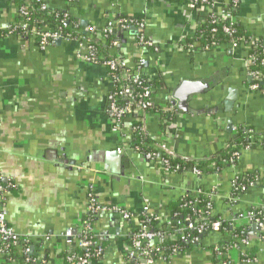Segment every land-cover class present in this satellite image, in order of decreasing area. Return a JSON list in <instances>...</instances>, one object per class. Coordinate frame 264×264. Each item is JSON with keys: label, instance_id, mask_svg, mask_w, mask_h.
Listing matches in <instances>:
<instances>
[{"label": "crops", "instance_id": "0c3cea01", "mask_svg": "<svg viewBox=\"0 0 264 264\" xmlns=\"http://www.w3.org/2000/svg\"><path fill=\"white\" fill-rule=\"evenodd\" d=\"M44 1L78 20L80 32L104 49L102 59L119 57L131 71L144 60L142 73L156 88L155 107L170 104L177 112L174 123L180 136L164 141L168 154L195 161L212 158L236 137L238 126L250 127L264 139V96L249 89L246 48L233 52L220 47L196 55L180 49V41L192 35L193 27L185 0ZM26 2L0 0V29L17 22L19 4ZM120 15L142 20L146 38L158 52L142 54L129 33L118 36L113 47L101 34L85 32L88 26L100 31L106 20ZM235 21L264 45V0H242ZM81 54L85 52L76 42H55L43 50L32 38H0V180L14 184L5 194L6 223L19 236L33 238L35 264H64L60 254L65 242L55 238L68 229L76 235L82 232L90 188L102 205L139 212L147 204L161 223L170 220L171 205L183 196L213 190V215L235 221L234 228L244 232L248 244L216 260L213 250L228 243L230 235L211 233L198 246L157 264H264V228L253 230L255 225L242 217L264 207V147L253 144L217 172L210 167L195 176L162 170L132 149L133 118L113 128L106 114V67L82 61ZM222 71L221 82L186 106L171 103L181 81L209 80ZM229 88L237 91V99L226 111ZM143 120L145 137L156 149L163 142L158 114L149 112ZM236 174L257 177L260 184L231 202ZM92 225L94 241L99 247L103 244L102 258L93 264H125L129 224L117 213L101 212ZM242 256L249 261L243 262Z\"/></svg>", "mask_w": 264, "mask_h": 264}, {"label": "built area", "instance_id": "2783aa9c", "mask_svg": "<svg viewBox=\"0 0 264 264\" xmlns=\"http://www.w3.org/2000/svg\"><path fill=\"white\" fill-rule=\"evenodd\" d=\"M73 2L74 0H70ZM227 0H185V6L188 14V19L192 20V35L195 33L196 28L202 20L199 18L207 19L213 23L229 22L235 23L236 15H233L226 5ZM242 0H233L231 3L233 6L240 7ZM197 6H201L197 8ZM34 11H37V15L42 16L39 19L40 24L33 25L35 22ZM50 8L44 0H27L18 9L17 22L6 25L1 28V32H5V38L11 36H18L21 39H34L41 49L45 50L50 45L61 40L64 42H76L84 50V55H79V58L87 63H97L96 51L94 45L96 44L89 36L81 37L80 39H74L68 32H61L60 28L49 24L45 16L49 13ZM36 16V15H35ZM69 16V13L65 12V17ZM199 17V18H198ZM45 21V22H44ZM67 21V18L64 22ZM69 27L73 31H80L78 25L64 23L63 28ZM145 24L142 20L137 18H129L128 20L119 18H109L103 24L100 31H97L92 26H88L85 32L90 35L101 34L103 38L113 36L117 38L120 34L129 33L134 38V44L139 48L142 54L147 52L157 53L159 47L150 42L144 33ZM215 32V31H214ZM223 32L227 35L234 33L230 27H224ZM191 35V36H192ZM187 37V36H186ZM186 37L180 41L178 47L184 52L190 55L201 54L204 52L214 51L220 48L216 43L205 47L204 49L194 48L192 45L186 43ZM237 40H232L226 47L230 51H235L240 47H244L247 50L245 70L247 75L251 78L252 84L249 85V89L252 92H258L264 96V76L258 70H252L258 59H260V65L264 66V45L259 38L251 37L242 45L237 44ZM118 44V40L111 43V46L115 47ZM260 47L261 53H256L255 50ZM102 64L106 67L108 74L109 93L107 95V109L106 114L110 120L113 128H118L126 119L133 118V124L131 125L132 134L138 133L142 137H145L143 129V119L149 112H156L159 117V122L164 126L162 129L163 142L156 147L155 153L142 154L148 161H154L162 170L170 173L178 172V169L171 170L168 161L164 156L170 155L172 158H178L166 152V143L164 141L175 140L180 136L178 128L175 122L176 111L172 105H166L156 108L153 103V95L156 92V88L153 86V82L146 75L142 73V66L144 60L141 58L136 64L134 71H131L126 66V62L116 56H108L102 59ZM118 71V72H116ZM259 82V83H258ZM162 114H171L169 118L162 117ZM135 124V125H134ZM251 146L255 141L250 139ZM232 145V142L230 143ZM228 144V146H231ZM227 146V147H228ZM250 148V147H249ZM248 148V149H249ZM138 147H134L136 151ZM247 149V150H248ZM116 151L120 154L121 149L117 148ZM236 158L239 154H235ZM182 158V157H179ZM216 172L219 171L215 165H211ZM185 171H190L195 176L202 174V171L197 169L196 166H191ZM242 177L241 174H236L231 183V194L229 199L231 202H235L241 193L245 192L249 187L260 184L259 179L256 178L248 186L240 184L238 181ZM14 184L9 182L6 187L0 185V264H35L36 259L32 257L33 252V238L27 236H19L16 234L6 223V211L4 205V199L6 191L9 188H13ZM204 194L207 196L210 202L211 197L214 195V191L210 190L203 193L201 190L196 195ZM190 196V195H187ZM193 210H195L199 216L194 223L189 218L184 219V224H179L177 220H166L165 222H159L158 217L154 216L149 210V206L145 204L139 212L129 211L120 205H102L93 193V189L90 188L87 194L86 201V220L83 224V229L78 237L72 229H68L59 234L55 239L65 242L63 252L68 264H90V260L94 256L103 255V249L97 246L94 238L97 237L95 230L91 222L97 214L101 212L117 213L119 216L129 224V229L132 228L133 223H138V217L142 216L143 221L140 222L137 231L131 234V246L126 247L125 261L130 264L140 263L145 261V264H157L167 259H172L174 256L179 255L178 250H173L169 256H164V251L160 247L164 241H185L187 236L185 231H196L198 235H208L211 233L221 232L222 224L219 221L210 222V219L214 216L213 209L210 205H207L206 211L196 208V202L193 203ZM240 217V216H239ZM242 217L248 222L254 224L256 227L264 228V207L254 208L253 211H247ZM237 219L234 218V220ZM152 220L158 223L156 228H152L150 225ZM233 220V221H234ZM235 223V221H234ZM234 223L231 226L234 228ZM237 229V228H236ZM128 232H130L128 230ZM230 235V241L232 243L228 250L239 251L242 246L248 244L245 237L237 238ZM46 239V238H45ZM74 242L75 244H72ZM199 238L193 237L191 243L197 244ZM78 249L84 250L83 254H78ZM219 248H215L217 251V259H223L225 253L218 252ZM16 251L17 258L11 257L12 251ZM227 250V251H228ZM226 251V252H227ZM241 251V250H240ZM157 256V257H156ZM243 262H248L249 259L246 256H242Z\"/></svg>", "mask_w": 264, "mask_h": 264}, {"label": "trees", "instance_id": "16d2710c", "mask_svg": "<svg viewBox=\"0 0 264 264\" xmlns=\"http://www.w3.org/2000/svg\"><path fill=\"white\" fill-rule=\"evenodd\" d=\"M74 1H77V0H74ZM232 1L233 0H227V2H226L227 8H229L230 12L233 15H237L239 7L233 6L231 3ZM21 6H22V4L20 3L19 7H21ZM200 7L201 6H197V8H200ZM65 12H66V10L50 9L47 16H45V19L49 24H52L53 26H56V27L58 26L60 28L61 32L70 33L74 39H80L81 37H86L87 35L84 32H80V31L75 32V31L71 30L69 27L63 28L64 23H68V24L70 23L73 25L76 24V25H78L79 28L81 27L78 20L72 18L70 15L65 17ZM34 14L36 15V16L34 15V19H33L35 22H32V24L33 25L40 24L39 19H41L42 16L37 15L38 14L37 11H34ZM66 18H67V21L64 22V20ZM117 18L128 20L130 17H127L125 15H120ZM42 20H43V18H42ZM198 20H202V21H201V23H199L198 27L196 28L195 33L192 36H187L185 39L186 43L188 45L194 46V48H199L202 50L205 47L210 46L213 43H216L217 46H219V47H226L232 40H237V42H238L237 44L242 45L244 42H246L249 38L252 37V35L249 32H247L241 26V24L238 22H235L233 24L229 23V22H222V23L217 24V23H213V22H211L207 19H203V18H199ZM224 27H230L231 29H233L234 33L232 35L225 34L223 32ZM121 35L122 34H120V36ZM5 37H6L5 32L0 31V38H5ZM115 40H118V37L115 38L113 36H109L107 38V45H111V43ZM94 48L96 51L97 63H100L101 62L100 55L104 51V49L101 48L97 44L94 45ZM261 51H262V49L260 47H258L255 50L256 53H261ZM260 61H261L260 59L257 60L255 66L252 67V70H258L264 76V66L260 65V63H261ZM116 72H118V71H116ZM252 83L253 82L250 81V84H252ZM153 86H155V84H153ZM158 86H160V83H158ZM169 106H170V104H169ZM170 116H171V114H162V117H164V118H169ZM161 127H162V129L164 128L163 125H161ZM234 131H235L236 137L229 141V144L232 142V145L231 144H230L231 146L227 145L228 147L226 146L223 150L217 152V154L214 155L212 158H208V159H205L202 161H195V160H189L187 158H179V157L178 158H172L170 155H166L164 157L168 161L170 169L174 170L177 168L178 172H183L191 166H196L197 169L202 171V170L209 169L211 165H215V167H217L218 170L220 171V170H222V168L224 167V165L226 163L231 165L237 160L235 154L240 155L241 152H243V151L247 150L249 147H251L250 139L255 141V145L264 147V139L257 138L255 135V132L252 128L246 127V126H238V127H235ZM150 144H151V142L148 141L146 137H142L138 133H133L132 140H131V146H132V149H134V147H138V149H136L137 153H141V154L155 153L156 150ZM256 178L254 176L249 175V174L242 175V177H240L238 182L242 185L248 186ZM8 183L9 182L2 183V181L0 180V185L2 187H6L8 185ZM9 189H11V188H9ZM209 199L210 198H208L204 194H199V195H195V196H187V195L183 196L176 203L171 205L170 213H169L170 220H177L179 222V224H184V219L189 218L191 221H193L195 223L199 214L195 210H193V208H192L193 203L196 202V208L197 209H202L203 211H206L207 205H210L213 209V203L210 202ZM248 211H253V209H250ZM93 221H94V219H92L90 223H92ZM138 221H139V225H140V222L143 221L142 216L138 217ZM215 221H219L222 224L221 233L227 232L228 234H232V235L236 236L237 238L244 237V232L241 229L233 228L231 226L230 222L222 221L219 217L213 216L210 219V222H215ZM132 225H133L132 228L129 229L130 232H128V234L124 238L126 245H128V246H131V244H132L131 234L135 233L137 231V227H139L138 223L136 225H134V224H132ZM150 225L152 226V228H156V226H158V223L156 221L152 220ZM80 233L81 232H78V234H79L78 237L82 236V234H80ZM185 235L187 236L186 237L187 239L185 241L167 240V241H164L162 244H160V247L164 251V254H165L164 256H166V257L169 256L173 250H178L179 255H181V254L185 253L186 251L192 249L193 247L198 246L200 244V241L202 240V238H204L206 236V235L200 236L197 234L196 231H192V230L185 231ZM193 237L199 238V242L197 244L191 243V239ZM231 244L232 243H225L223 246L220 247L221 249H218V252L225 253ZM101 248L103 249V244H102ZM76 253L83 254L84 250L78 249L76 251ZM213 253H214L215 259L219 260L216 257L217 251H214ZM31 256L34 257L33 252H32ZM11 257L13 259H16L18 257L16 254V251H14V250L12 251ZM101 258H102L101 256L92 257L90 260L91 261L90 264H93V263L100 261ZM60 259L62 260V262L64 264H68L66 262L65 254H60ZM221 260L223 261V259H221ZM166 261H170V259H167ZM125 264H130V263L127 262ZM136 264H140V263H136ZM225 264H226V262H225Z\"/></svg>", "mask_w": 264, "mask_h": 264}, {"label": "water", "instance_id": "95a60500", "mask_svg": "<svg viewBox=\"0 0 264 264\" xmlns=\"http://www.w3.org/2000/svg\"><path fill=\"white\" fill-rule=\"evenodd\" d=\"M82 25H84V23ZM57 42H61V40ZM222 74L223 71L222 73L218 72L214 74V76L211 77L209 80H204V81H189V80L181 81L180 84L177 86L175 92L172 94L171 103L173 105H178L181 108L186 106V104L190 101L191 98H193L198 94L208 91L212 87L216 86L219 82H221ZM236 99H237V91L233 88H229L227 99L224 102L226 111L230 109V107L233 105V101H235ZM181 108L179 109V112L182 111ZM113 156H115L116 160L119 159L121 161L122 159V157L117 152L113 153ZM123 175H124L123 173H120L119 176H123ZM252 229L260 230V228L256 226H252ZM141 264H145V261H141Z\"/></svg>", "mask_w": 264, "mask_h": 264}]
</instances>
